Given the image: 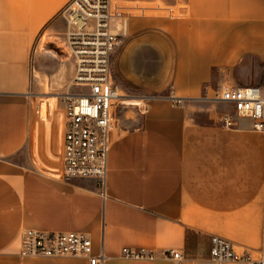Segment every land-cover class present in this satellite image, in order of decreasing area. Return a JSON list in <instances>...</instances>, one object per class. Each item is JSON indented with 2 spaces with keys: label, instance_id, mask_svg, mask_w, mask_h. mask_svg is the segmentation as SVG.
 Returning <instances> with one entry per match:
<instances>
[{
  "label": "crops",
  "instance_id": "crops-1",
  "mask_svg": "<svg viewBox=\"0 0 264 264\" xmlns=\"http://www.w3.org/2000/svg\"><path fill=\"white\" fill-rule=\"evenodd\" d=\"M70 1L0 0V264H90L21 256L27 230L84 232L104 264H241L212 260V235L264 252V133L247 118L226 125L232 114L210 99L264 88V0H113L114 78L169 95L115 135L105 194L95 179H63ZM125 247L159 258L128 260Z\"/></svg>",
  "mask_w": 264,
  "mask_h": 264
},
{
  "label": "built area",
  "instance_id": "built-area-1",
  "mask_svg": "<svg viewBox=\"0 0 264 264\" xmlns=\"http://www.w3.org/2000/svg\"><path fill=\"white\" fill-rule=\"evenodd\" d=\"M63 16L66 31L62 53L73 60L71 86L77 90L62 95L65 104L63 179H95L103 194L108 175V160L115 135L119 132L117 109L127 96L117 85L112 56L119 43L117 25L113 24L116 7L113 0H71ZM230 104L235 113L224 122L247 118L252 128L264 133V88L245 86L222 88L210 98ZM128 260H157L156 252L146 247L122 249ZM210 257L214 261L241 264H264V252H239L228 239L210 236ZM23 257H83L90 264H104L106 254L94 253L93 242L86 233L27 230L22 235ZM163 258L176 261L183 255L167 250Z\"/></svg>",
  "mask_w": 264,
  "mask_h": 264
},
{
  "label": "rangeland",
  "instance_id": "rangeland-1",
  "mask_svg": "<svg viewBox=\"0 0 264 264\" xmlns=\"http://www.w3.org/2000/svg\"><path fill=\"white\" fill-rule=\"evenodd\" d=\"M113 24H115V21H113ZM119 46V43L115 49L117 50ZM114 51V53H115ZM61 53V51H60ZM113 53V55H114ZM113 57V56H112ZM117 85L120 89L123 90V94L127 96L126 102L123 105H120L117 109V119H118V125L119 130L121 129H132L142 122V114L145 109V106L147 104V101L153 98H159V97H165L169 95V90H164L162 92H150L143 89L142 85L136 84V83H128L127 85L123 86L118 82L117 79H115ZM74 91L77 90V88H72ZM214 97V93H212L210 98ZM215 101L216 111L220 113H231L235 116L234 111L232 110L231 106L226 105L225 103L218 102V100ZM204 244V242H203ZM205 245V244H204ZM202 249H206L205 246ZM206 251V250H205Z\"/></svg>",
  "mask_w": 264,
  "mask_h": 264
}]
</instances>
